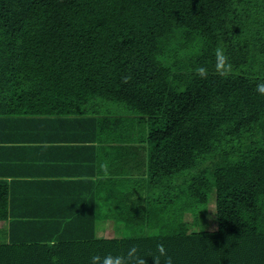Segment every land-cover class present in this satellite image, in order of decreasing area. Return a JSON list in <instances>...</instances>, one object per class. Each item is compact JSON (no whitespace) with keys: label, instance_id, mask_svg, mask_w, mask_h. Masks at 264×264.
Returning <instances> with one entry per match:
<instances>
[{"label":"trees","instance_id":"obj_1","mask_svg":"<svg viewBox=\"0 0 264 264\" xmlns=\"http://www.w3.org/2000/svg\"><path fill=\"white\" fill-rule=\"evenodd\" d=\"M217 47L233 64L226 79L214 74ZM260 82L264 0H0V116L108 122L148 152L139 196L121 197L132 210L118 212V236L96 235L94 222L73 230L54 203L9 204L0 184V220L10 222L0 264H91L158 243L173 264H264ZM111 102L133 119L99 112ZM213 200L216 228L191 230L185 211Z\"/></svg>","mask_w":264,"mask_h":264},{"label":"crops","instance_id":"obj_2","mask_svg":"<svg viewBox=\"0 0 264 264\" xmlns=\"http://www.w3.org/2000/svg\"><path fill=\"white\" fill-rule=\"evenodd\" d=\"M114 110L110 104L99 112L114 114ZM70 118L0 116V184L8 188L9 204L19 205L31 197L36 204L54 203L63 213L60 218L74 221L73 230L94 222L98 236L124 234L125 223L117 221L118 212L132 207L125 208L121 197L128 188L139 196L145 182L141 172L146 165V147H136L135 136L131 144L119 141L118 131L111 133L108 122L99 126L91 121L86 127L85 122ZM104 163L106 172L101 168ZM135 201V207L144 210L140 199L129 204ZM60 204L68 209L63 212ZM12 213L9 219L14 217ZM0 222L9 225L0 231L10 228L8 219Z\"/></svg>","mask_w":264,"mask_h":264},{"label":"clouds","instance_id":"obj_3","mask_svg":"<svg viewBox=\"0 0 264 264\" xmlns=\"http://www.w3.org/2000/svg\"><path fill=\"white\" fill-rule=\"evenodd\" d=\"M196 74L201 79H207L209 69L206 66H200L196 69ZM214 74L225 79L235 74L233 64L222 47L215 49ZM123 79L124 82H127L130 77L126 76ZM256 91L258 94L264 95V82L256 84ZM101 168L106 172L108 169L107 163L102 164ZM212 213L215 214L213 210ZM147 257H151L154 264H173L172 257L168 254L166 247L162 243L156 245L155 253L144 255L141 254V249L137 246L130 247L123 255H113L111 253L105 255L97 254L91 258V264H147Z\"/></svg>","mask_w":264,"mask_h":264},{"label":"rangeland","instance_id":"obj_4","mask_svg":"<svg viewBox=\"0 0 264 264\" xmlns=\"http://www.w3.org/2000/svg\"><path fill=\"white\" fill-rule=\"evenodd\" d=\"M109 104H111L112 106H114V108H115L114 111L116 113H119L122 116H126V117L128 116V117L133 118L132 117V114H134L133 111H131L129 108L125 107L121 103L111 102ZM133 128H136V130L138 132L141 129L140 125L137 126L135 124H134V127ZM213 199H214V197H213ZM179 203L180 202L178 201V203H177L178 206H180ZM199 208H200V210H199V213H197V214L195 213L196 211H193V210H187V211H185L186 212L185 213L186 214L185 215V218L188 219V221L192 225L191 230H199V229H209V230H211V229H215L216 226H217L216 214H213L212 213V210L214 211V213L216 212L215 200L211 201L207 205V209H204L201 206L200 207L196 206L194 209L195 210H198ZM180 214L181 213L179 212L178 218L181 216ZM6 226H9V225H4L3 226V223L0 222V227H6ZM107 231H110V229L107 230ZM124 233H127V232L124 230ZM106 236H115V235L108 233V234H106ZM116 236H118V235H116ZM1 238H3V237H1Z\"/></svg>","mask_w":264,"mask_h":264}]
</instances>
